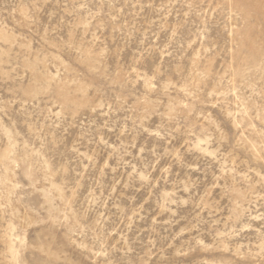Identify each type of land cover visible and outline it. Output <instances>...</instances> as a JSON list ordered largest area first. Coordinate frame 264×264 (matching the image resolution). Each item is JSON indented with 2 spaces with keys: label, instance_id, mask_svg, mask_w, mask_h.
Returning a JSON list of instances; mask_svg holds the SVG:
<instances>
[{
  "label": "rangeland",
  "instance_id": "obj_1",
  "mask_svg": "<svg viewBox=\"0 0 264 264\" xmlns=\"http://www.w3.org/2000/svg\"><path fill=\"white\" fill-rule=\"evenodd\" d=\"M0 264H264V0H0Z\"/></svg>",
  "mask_w": 264,
  "mask_h": 264
}]
</instances>
